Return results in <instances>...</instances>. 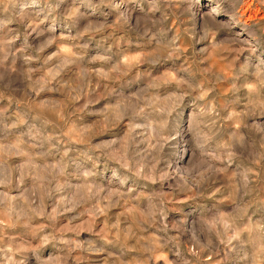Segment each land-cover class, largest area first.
<instances>
[{
    "label": "clouds",
    "instance_id": "1",
    "mask_svg": "<svg viewBox=\"0 0 264 264\" xmlns=\"http://www.w3.org/2000/svg\"><path fill=\"white\" fill-rule=\"evenodd\" d=\"M200 15L198 0H0V264H154L167 253L166 264H204L221 251L217 264H264V223L249 215L264 190V25L217 42L231 20L198 32ZM210 49L228 59L230 94L197 105L185 127ZM125 120L123 138L98 139Z\"/></svg>",
    "mask_w": 264,
    "mask_h": 264
},
{
    "label": "rangeland",
    "instance_id": "2",
    "mask_svg": "<svg viewBox=\"0 0 264 264\" xmlns=\"http://www.w3.org/2000/svg\"><path fill=\"white\" fill-rule=\"evenodd\" d=\"M198 8L201 12V15L197 17V31H201L203 25L208 22L211 24L215 22V24L219 25L221 23H228L231 20V24L228 28L222 29L215 37L216 41L219 42L225 35L229 33H241L240 38L244 39L245 36L248 35V28L259 22L264 25V0H225L224 3H219V0H198ZM222 9L228 10L227 14ZM235 16V19H231ZM172 24V21H169ZM175 26L173 25V32H175ZM180 45H183L184 41L181 40L178 42ZM205 44H210V41H205ZM202 45H198L197 49ZM54 47V46H53ZM127 51L124 54V59L126 63L130 65H134L140 58L141 48L137 44H130L126 46ZM52 49H48L51 51ZM190 51V49H189ZM247 54V53H245ZM227 56V54H225ZM182 62V59L181 61ZM211 70L210 72L208 70ZM103 70V69H102ZM215 73L216 76L223 75L224 79L218 81L215 76L212 75ZM232 76V71L230 69L228 59L222 58L217 54L214 50H209L207 53V59L205 64L200 66V73L196 76V81L200 83V90L198 95L200 96V100L189 107L184 108L183 115V124L186 127L187 122L189 120V113H191V117L195 118L196 113L199 112V107L197 105H203L208 103L209 108H212L216 105L217 101L215 99L217 92H220L222 95L230 94L228 81ZM196 81H190L195 86ZM216 89V91H213ZM99 91L102 93L104 91L103 88H100ZM41 97H49L53 99L59 98V93H46L42 92ZM190 98H185L184 105H188V100ZM4 103H7L5 101ZM80 103H84V101H80ZM109 103V99L101 98L99 103L94 106H90L89 111H95L96 109H101L104 105ZM194 109V110H193ZM84 119L88 122L98 121L101 117L97 115H87L82 114ZM220 115L223 117L226 115L225 112H221ZM127 120L119 123L116 127L111 128L104 136L98 137V139H108L110 137L123 138V136L127 133ZM67 136L72 135V129L68 128L65 130ZM67 138V137H66ZM75 143V140H73ZM77 147H82V145H76ZM185 145L181 143L180 151L183 152ZM235 167V166H234ZM258 167H264V161ZM231 171V169H230ZM243 172V169H239L237 173V178L242 179L240 173ZM15 194V193H13ZM135 195V193H134ZM248 199V198H246ZM258 201H264V190H262L259 194ZM258 201H254L253 207L249 209V215L252 216V223H264V203H260ZM177 207H187V204L177 205ZM225 208L231 210L233 205L230 202L225 201ZM47 211L51 213L53 211L52 207H48ZM119 209H113L109 215H112L115 212H118ZM253 213L255 215H253ZM75 215V213L67 214V217H71ZM176 215V213H173ZM87 218V217H85ZM105 219V217L101 216L97 221V230H99V226H101V222ZM59 224H67V218L65 216H60L58 218ZM79 223V221H77ZM89 236V233H82L80 239L83 240ZM52 251L51 246L44 251V255L47 256L48 253ZM207 253H205V257H207ZM224 256V252L221 251L219 256H214L211 259L204 260V264H217V262ZM166 259L171 260L174 259V256L171 253H167L166 258L158 256L154 264H166Z\"/></svg>",
    "mask_w": 264,
    "mask_h": 264
}]
</instances>
